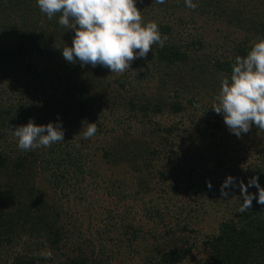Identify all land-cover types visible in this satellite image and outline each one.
Listing matches in <instances>:
<instances>
[{
    "label": "trees",
    "instance_id": "16d2710c",
    "mask_svg": "<svg viewBox=\"0 0 264 264\" xmlns=\"http://www.w3.org/2000/svg\"><path fill=\"white\" fill-rule=\"evenodd\" d=\"M143 1L150 19L155 10L163 15L156 22L162 37H167L165 46L154 45L146 59L136 62L140 64L139 69L135 66L138 80L128 76L108 80L107 68L65 60L59 47L71 46L74 30L58 24L59 14L48 19L36 0H0V264H122L113 262L119 251L85 242L87 238L77 231L79 218L70 213L68 201L71 187L86 178L82 174L90 162L83 148L90 139L81 136L80 144L69 129L87 119L101 124L98 114L111 104L136 126H128L127 121L123 131L113 130L114 137L100 148V158L113 169L126 165L135 178L133 184L129 179L109 181L106 194L124 196L125 183L132 184L134 195L148 194L157 184L161 190L168 184L176 192L180 186L176 177L187 175L189 184L183 185L197 205L221 197V185L229 175L245 184L258 176L264 187V158L240 169L218 152L222 140L217 131L224 127V118L212 108L222 79L231 76L235 58L246 55L264 37V0H198L194 10L184 0ZM198 16L223 24L226 39L208 41L203 32L191 34L181 28ZM156 78L158 89L152 95L148 91ZM46 87L54 92L45 94ZM209 95L215 102L207 100ZM185 96L191 107L200 104L213 114L203 121L194 120L202 122L195 141L202 142L209 134L207 146L212 153L216 148L213 163L193 159L179 135L186 115ZM161 113L175 114L179 121L159 120L156 116ZM30 119L37 125L61 123L65 140L48 148L21 151L11 128ZM189 125L193 128L192 122ZM97 129V133L107 131L101 126ZM232 190L240 195L239 187L226 189ZM248 191L256 197L251 209L240 213V201L232 216L219 222L204 240L205 258L194 259L189 238L196 231L193 222L177 216L160 236L164 243L142 264H264V205L257 202V188ZM164 193L166 201L173 199ZM112 220L110 215L104 218L109 230L120 226ZM130 227L124 225L122 235L136 241ZM127 255L132 260L133 254L128 251Z\"/></svg>",
    "mask_w": 264,
    "mask_h": 264
},
{
    "label": "rangeland",
    "instance_id": "374dc122",
    "mask_svg": "<svg viewBox=\"0 0 264 264\" xmlns=\"http://www.w3.org/2000/svg\"><path fill=\"white\" fill-rule=\"evenodd\" d=\"M143 3L144 1L142 2V0H136V6L141 10V15L145 22H156L162 19L163 15L159 14L158 10H155L154 18L150 19L151 15L149 17L148 14L144 13L145 10L148 11V6ZM182 27H185V30L191 34L203 32L202 36L208 41L226 39L224 35L227 31L223 28V24L214 23L200 16L190 21L187 20V23L183 24L181 28ZM176 28L179 29V27ZM142 60L144 59L134 60L131 63V68L127 69L123 74L110 73V70L107 69L108 80H115L118 76H128L131 80H138L136 79V72H138V70H136L135 66L140 65H136V62L139 61L141 63ZM137 69H139V66ZM142 83L146 84L147 82L142 81ZM150 85H152V88H150L148 92L155 95L158 89L157 78L156 81H151ZM44 92L45 94L51 95V92H54V90L46 87ZM207 100L215 102V99L210 95ZM187 103L188 97L185 96L182 99V104L184 109L186 108V115H184V124L181 125L184 128L180 131L179 135L184 137L182 140L184 141L186 150L190 148V156L193 159L213 163L217 156L215 152L216 148L213 147L214 142L211 143V147L214 148L213 153L207 146L211 141V137L208 138L207 136L209 134L201 138L202 142L197 143L195 139L200 135L202 122H194L196 118L203 121L205 118L213 117V114L209 115L208 112L210 111L205 112V108L202 110L200 104L198 107L193 108ZM113 105L111 104L105 107L106 111L98 114L97 120L102 122L101 124H96L97 128L101 126L107 131L95 134L92 140H88L89 145L83 147L90 157L87 172L82 174V176L86 178L77 182L75 181V184L73 183L74 181L72 182V184H74L71 187L72 192L69 196L70 198H68L69 200L67 199L69 201L70 213L77 214L79 218L78 224H76V226H78L77 231H81V236L87 238L85 242L89 244L92 243L97 248L101 244H105L111 249L113 248L119 251L117 260L113 259L114 263L125 264L129 261L131 264H142L144 258L147 259L155 255L152 252L156 250L155 248H157L160 243H164L165 238H161L160 236L165 233V230L168 229L169 226L173 225V220H176L177 216H182L192 221V226L196 229L189 237L190 243L194 246V259L195 257L205 258L207 255V249L204 243L206 236L218 226L221 220L232 216L231 213L235 211L234 208H236L238 206L237 204L241 201L240 195L236 193L237 191L232 190L231 193L228 192V196H213L212 198L205 199V203L203 202L204 204L197 205L192 200L191 194L187 193L184 187V185L187 186L189 184L187 183L189 179L188 175L176 177L180 183V186L176 189L177 193L174 192L173 189L170 190L168 184H161V186L165 185L164 190L167 189V191L161 190L160 186L157 184L156 188L148 194L145 192L134 195L132 187L135 178L134 173L130 172L128 167L124 164L117 169H113L111 166H107L103 163L100 158V148L110 138L114 137L115 134H113V130L117 133V130L121 132L128 126H136L135 122L128 120V123L131 125L129 124L127 126V117ZM156 118L168 123L179 121V117L175 114L169 115L161 113L156 116ZM85 122H88V119L84 122L80 121V123L75 124L69 129L71 137L74 139L78 138L80 144H83L81 136ZM93 122L95 121L91 119L88 123ZM189 122H192L193 128L190 127ZM217 132L218 138L222 140L221 148H219L218 152H223L222 154L224 157L230 158L233 166L240 169L241 167H249L252 163H258V161L264 158V153L262 152L264 149V131H260L255 125L252 126L248 133L242 134L241 137L232 134L225 123L224 127ZM181 133H183V135ZM116 178L124 180L129 179L132 182V184L127 183L128 186H126V183L123 185L125 189L124 196L114 193L106 194L107 187H111L109 181L113 180L115 184ZM164 192L170 193L169 195L172 196L173 199L166 201L168 195ZM196 206H199V209ZM108 215L113 217V222L116 220L119 222L118 224L120 226H118V228L116 227L113 230L108 229L107 226L109 223L104 221L105 216L107 217ZM66 220L68 221V219ZM112 224L113 223H110V225ZM127 224L133 225L128 231L130 234L134 233L136 241H127L122 235V231H124L123 226ZM126 249L133 254L132 260H128L129 256L127 255L128 251ZM191 263L195 264L194 262Z\"/></svg>",
    "mask_w": 264,
    "mask_h": 264
},
{
    "label": "clouds",
    "instance_id": "9594fccd",
    "mask_svg": "<svg viewBox=\"0 0 264 264\" xmlns=\"http://www.w3.org/2000/svg\"><path fill=\"white\" fill-rule=\"evenodd\" d=\"M165 4L167 0H155ZM41 13L48 19L59 14L58 24L74 30L71 46L58 47L66 61L83 66L91 64L123 74L136 59H146L154 45L165 46L166 36L161 35L157 22H145L136 0H36ZM189 9L198 7V0H184ZM213 110L224 118L230 132L237 137L248 133L255 125L264 131V37L257 39L244 56H237L232 64L230 77L221 81ZM21 151L48 148L64 141L61 123L37 125L30 119L27 124L12 129ZM82 139H91L97 133V125L84 123ZM212 189L210 181L207 182ZM258 189L257 202L264 205V187L259 177L253 176L245 184L229 175L221 185L222 196L226 189L239 187L240 213L251 209L255 194L250 187Z\"/></svg>",
    "mask_w": 264,
    "mask_h": 264
}]
</instances>
